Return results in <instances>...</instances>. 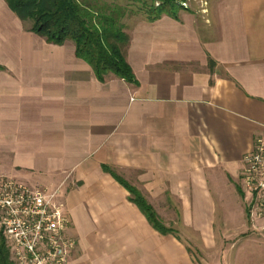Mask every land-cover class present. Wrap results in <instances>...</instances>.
<instances>
[{"label":"crops","instance_id":"obj_1","mask_svg":"<svg viewBox=\"0 0 264 264\" xmlns=\"http://www.w3.org/2000/svg\"><path fill=\"white\" fill-rule=\"evenodd\" d=\"M182 1L175 17L126 21L129 84L99 80L71 41L47 43L0 0V180L57 193L66 264H199L190 245L264 264L242 175L264 138V0Z\"/></svg>","mask_w":264,"mask_h":264},{"label":"trees","instance_id":"obj_2","mask_svg":"<svg viewBox=\"0 0 264 264\" xmlns=\"http://www.w3.org/2000/svg\"><path fill=\"white\" fill-rule=\"evenodd\" d=\"M141 2L148 21L162 15L175 17L178 6L174 0H155L158 6ZM8 8L21 22H30L29 31L53 45L71 41L75 55L88 64L99 80L113 74L126 83L136 84L131 68L125 60L129 36L125 32L124 19L128 8L114 0H4ZM1 69V67H0ZM110 172V171H109ZM111 173V172H110ZM112 174V173H111ZM114 179L129 193V201L136 205L148 223L160 234H173L159 220L153 208L142 195L119 177ZM249 216V211L247 210ZM0 264H13L4 239L0 236Z\"/></svg>","mask_w":264,"mask_h":264},{"label":"built area","instance_id":"obj_3","mask_svg":"<svg viewBox=\"0 0 264 264\" xmlns=\"http://www.w3.org/2000/svg\"><path fill=\"white\" fill-rule=\"evenodd\" d=\"M179 4L186 7L182 0ZM242 175L252 199L264 203V138L256 139L245 156ZM68 224L56 192L0 180V236L13 264H66L75 248L65 236Z\"/></svg>","mask_w":264,"mask_h":264},{"label":"rangeland","instance_id":"obj_4","mask_svg":"<svg viewBox=\"0 0 264 264\" xmlns=\"http://www.w3.org/2000/svg\"><path fill=\"white\" fill-rule=\"evenodd\" d=\"M144 3L148 6L154 5V6H158L159 3L158 1L155 0H143ZM175 3L177 0H174ZM114 3L122 6V7H127L128 8V13L126 18L123 20L124 24L126 23L127 20H130L132 18H136V17H145L143 14V10L144 7L141 2L138 1H132V0H114ZM25 26L27 28H30L31 23L30 22H24ZM244 193H248L247 188L244 185ZM249 194V193H248ZM249 205V210H250V214L252 215L253 218L261 221L262 227L264 228V203L263 202H257L254 199H252V197L249 194L248 197V201L247 203ZM169 216H171L170 218H173V214H168ZM237 237V236H235ZM238 237H243V236H238ZM191 249L190 252L193 256V258L196 260L197 263L199 264H217V258H215L214 256L211 255H207L206 256H202L198 250H195L191 245H190ZM12 258V256H11Z\"/></svg>","mask_w":264,"mask_h":264}]
</instances>
